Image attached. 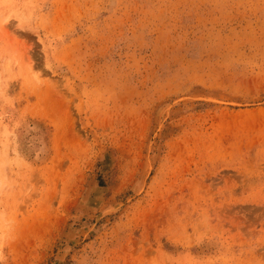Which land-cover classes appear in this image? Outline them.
<instances>
[{
	"label": "rangeland",
	"instance_id": "rangeland-1",
	"mask_svg": "<svg viewBox=\"0 0 264 264\" xmlns=\"http://www.w3.org/2000/svg\"><path fill=\"white\" fill-rule=\"evenodd\" d=\"M0 264H264V0H0Z\"/></svg>",
	"mask_w": 264,
	"mask_h": 264
}]
</instances>
